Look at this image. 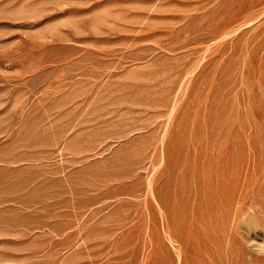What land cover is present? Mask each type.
<instances>
[{
	"label": "rangeland",
	"instance_id": "1",
	"mask_svg": "<svg viewBox=\"0 0 264 264\" xmlns=\"http://www.w3.org/2000/svg\"><path fill=\"white\" fill-rule=\"evenodd\" d=\"M0 264H264V0H0Z\"/></svg>",
	"mask_w": 264,
	"mask_h": 264
}]
</instances>
